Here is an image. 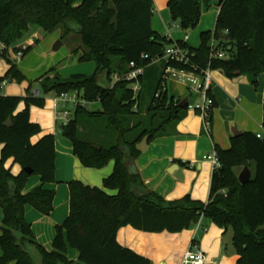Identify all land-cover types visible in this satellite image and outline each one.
I'll use <instances>...</instances> for the list:
<instances>
[{"label":"trees","instance_id":"1","mask_svg":"<svg viewBox=\"0 0 264 264\" xmlns=\"http://www.w3.org/2000/svg\"><path fill=\"white\" fill-rule=\"evenodd\" d=\"M212 2L220 8L215 29L201 33L200 46L192 48L185 41L153 30L154 0H83L80 5L76 0H0V45H4L0 54L11 65L0 84L26 80L8 50L33 26L47 34L63 29L64 37L79 35L81 48L74 53L79 54L80 63L96 66L92 75L77 74L68 80L46 74L41 78V97L30 90L25 98L0 95V145H4L0 159V208L4 210L0 264H152L118 242L122 228L180 234L202 219L212 221L224 234L232 230L237 264H264V140L256 133L232 137L227 150L215 146L220 167L213 170L207 203L195 201L190 195L167 201L145 189L137 166L128 169L125 165L127 157L135 163L141 157L138 145L145 137L149 136L151 145L159 138L175 136L178 125L187 117L189 107L181 108L182 100L169 95L167 69L200 77L207 70L222 71L230 79L247 75L258 87L264 75V0H169L167 6L172 23L188 33L199 25L202 6L208 10ZM213 40L228 52V58H211ZM172 46L185 50L188 62L165 61ZM32 49L27 47L23 56ZM20 50L16 48L17 53ZM132 63L145 69L139 77L141 89L136 99L127 80L121 79L111 87L100 84L102 71L112 81L115 75L128 74ZM53 71L56 68L50 73ZM74 92L80 94L85 105L74 110L66 125L58 124L61 135L71 141L74 155L84 167L102 169L112 161L116 167L104 180V189L81 181L68 184L70 213L57 226L53 249L47 251L26 219V207L45 217L55 209L56 191L44 186L57 183L56 138L47 135L32 143V138L43 131L31 122L30 110L44 108L50 94L57 97ZM22 102L26 108L16 114ZM95 103L101 110L89 111L86 105ZM211 118L212 113L209 127ZM10 119L12 126L7 127ZM11 158L22 168L17 176L6 168ZM174 163L189 166L180 160ZM246 166L253 177L242 185L237 170ZM33 176H39L42 184L24 194ZM106 190L118 193L109 195ZM69 247L79 252L77 262L69 261Z\"/></svg>","mask_w":264,"mask_h":264},{"label":"crops","instance_id":"2","mask_svg":"<svg viewBox=\"0 0 264 264\" xmlns=\"http://www.w3.org/2000/svg\"><path fill=\"white\" fill-rule=\"evenodd\" d=\"M82 2L83 0H76V5H80ZM168 2L169 0H166V5H168ZM155 21L154 16L152 28L161 34L154 26V23H157ZM32 29L33 27L29 31ZM41 35H43L42 32L36 30L32 37L28 39L27 44L29 45L27 47L31 46L34 48L36 39L40 38ZM167 37L175 41H185L192 48L200 46V36L197 44H195V41L193 42L190 36L173 37L169 35ZM63 46L64 43L62 44ZM1 48L4 49V45L1 44L0 50ZM8 55L18 65L26 80L18 84H0L1 96L25 98L28 95V90L32 94L34 92L40 93L41 78L48 73L50 78L58 75L57 67H50V61L42 64V67L37 68V71L32 72L30 71L32 66L26 64L24 56L20 62H16L12 56L14 55L12 50H8ZM54 68H56V71L50 73ZM10 69L11 65L6 60L0 59V80L6 76ZM224 74L222 71L211 72L213 79L211 97L215 100L217 106L212 110V122L209 130H206L202 117L197 114L198 106L202 105L199 94L196 93V97L189 95L187 98L188 114L184 121L178 125L177 134L172 137L157 139L149 145L147 152H144L136 161L137 169L144 183H146L145 189L147 191L155 192L167 201L184 198L188 194L189 189L177 182L178 178L174 174L168 172L173 165H178L183 175L184 171L189 167L196 166L200 170L206 164L212 166L207 160L208 155L212 154L216 145L223 150L230 148V139L234 137V128H238L243 133L253 132L257 134L264 131V75L260 76L259 85L255 87L250 76L241 75L230 79ZM35 82H38V89H33ZM176 82L186 87L192 94V90H190L191 88L188 85L183 82ZM177 99L182 100L180 97ZM25 108L26 105L22 102L16 114L24 111ZM30 120L32 123L40 125L43 131L32 138L33 144L38 143L47 135H54L56 138L57 183L44 186L46 190L56 191L55 209L49 217H45L32 207H26V219L32 225L37 241L47 251H51L56 237V228L65 222L70 213V189L68 184L72 181H81L87 186L104 189V180L112 175L116 166L115 162L112 161L102 169L86 168L75 157L73 144L64 138L58 129L60 122L57 120L55 95L46 98L44 108L32 107ZM3 148L4 145H0V159ZM174 160L189 163V166L183 168L180 164L174 163ZM6 168L11 170L15 176L22 171L21 166L16 164L13 158L6 162ZM41 184L39 176L31 177L23 191L24 194L32 192L40 187ZM106 193L117 195L118 192L106 190ZM207 195L208 193L202 196V200H205ZM191 196L195 201H198L195 191L192 192ZM3 211L0 208V227H2ZM193 226H195V229ZM191 228H193L194 234L191 232L190 236L184 235ZM191 228L180 234H167L168 232L155 234L138 231L128 226L118 232L117 239L122 246L132 248L136 253L150 259L152 264H181L184 253L190 248L193 241L206 253L207 264H237L239 256L232 242L229 244L225 242L222 229L215 224H210L207 219H202L200 225H192ZM1 235L2 232L0 230ZM1 255L0 251V257ZM79 257L80 254L77 250L68 248L69 261L77 262Z\"/></svg>","mask_w":264,"mask_h":264},{"label":"rangeland","instance_id":"3","mask_svg":"<svg viewBox=\"0 0 264 264\" xmlns=\"http://www.w3.org/2000/svg\"><path fill=\"white\" fill-rule=\"evenodd\" d=\"M165 2L166 0H154L155 3L154 16H155V20L157 21V23H154V26L156 30L160 31L162 35H166V36L170 35L173 37L190 36L192 37L193 42L195 41V44H197V41L199 40V36L201 35V33L207 31H213L215 29V25H216L215 23L220 9L217 7V4L215 2L211 3V7L208 10L205 8V6H202L201 8L202 15L199 25L195 30L188 33L182 31L177 23H172L170 12ZM36 30L42 32L43 35H41L40 38L36 39L35 47L32 49V51L29 54L25 55L24 57L25 59L24 61L26 62V64H30L29 66H32L30 71L32 72L37 71L38 70L37 68H39L40 66L42 67V64L50 61L51 63L50 67H57L58 75H60V77L65 80L70 79L73 75L76 74H85L86 76H89L94 73L96 68L95 64L80 63L79 54L77 55L74 53L75 51H78L79 47L81 46L80 36L73 33L71 34V36L64 37L62 36L63 29H59L51 34H47L40 27L33 26V29L29 31L26 34V36H24L23 39L18 40L13 46L9 48L14 52V55H12L13 57H15V55L17 54L16 48H21L23 46L27 47L29 45L27 44V41L29 38L32 37V34L35 33ZM58 42H61L62 44L64 43V46L61 47L59 51H54V47ZM0 59H4L1 56V54H0ZM21 60H19L18 62H20ZM99 81L103 87H111L114 86L113 84L115 83L114 79H112V81H109L107 79V74L105 71L99 73ZM176 81L177 80L170 78L166 82L170 96H175L177 98L180 97L182 100L187 99L189 95H192L194 97L197 96L196 93L192 91L191 94V92L186 87L182 86ZM14 83L18 84V82H14ZM38 88H39L38 82H35L33 84V89H38ZM50 96L52 97L54 96V94H50L46 96V98ZM86 107L91 112H96L101 110V105L99 103L87 104ZM243 169L244 168H240L237 170L238 176L243 171ZM213 170H214L213 166H211L210 164H206L204 168L200 170L196 166L192 168L189 167L186 171H184L185 178L182 180L177 179V182L183 184L189 189L188 194L186 195L190 194L191 196L192 192L195 191L197 193L198 202L201 201L207 203L210 197L211 177ZM206 193H208L206 199L202 200L201 197L204 196ZM210 224H213V222L210 221ZM194 227L195 226H193V228ZM193 228H191L190 231L186 232L184 235L190 236L191 232L192 234H194L192 231ZM233 236L234 235L232 230H230V232H228L227 234H224L225 242L228 244L231 243Z\"/></svg>","mask_w":264,"mask_h":264},{"label":"built area","instance_id":"4","mask_svg":"<svg viewBox=\"0 0 264 264\" xmlns=\"http://www.w3.org/2000/svg\"><path fill=\"white\" fill-rule=\"evenodd\" d=\"M211 46V58L214 59H225L228 58V52L219 48L217 42L213 40L210 44ZM21 50L15 55L14 60L18 62L23 58L24 50L26 47H21ZM145 57V56H143ZM187 52L177 46H172L167 50V53L164 57L165 61L175 60L179 62H188ZM131 71L123 77H119L115 75L113 79L115 83L120 81L121 79L127 80L132 83V89L135 93V98L137 93L141 89V85L139 83V77L144 74V67H138L137 64H131ZM210 70L204 72L202 77L197 76L194 73H189L187 71H180L176 69H167L165 74V79L168 80L173 78L179 82H183L188 85L190 90L199 94L201 98V104L198 106L197 111H199L200 116L204 121V125L206 130H209V118L211 116L212 110L214 108V99L210 96L213 79L211 76ZM5 83V82H4ZM3 83V84H4ZM114 83V84H115ZM34 96L41 97L40 93L34 92ZM85 100L82 99L79 93H68L62 94L60 96H55V103L57 109V120L60 124L66 125L72 117L74 110L80 106L85 105ZM257 137L259 139L264 140V131L257 133ZM207 160L212 164L213 169L216 170L220 167V161L216 150L212 152V154L208 155ZM201 221L199 222V225ZM206 231V230H205ZM181 264H207V255L200 249L197 243L190 246V248L184 253Z\"/></svg>","mask_w":264,"mask_h":264},{"label":"water","instance_id":"5","mask_svg":"<svg viewBox=\"0 0 264 264\" xmlns=\"http://www.w3.org/2000/svg\"><path fill=\"white\" fill-rule=\"evenodd\" d=\"M62 47V43L58 42L55 47H54V51H59L60 48ZM237 75H240V73H237ZM181 108H186L188 106V100L184 99L180 105ZM7 127H11L12 126V120L10 119L7 123H6ZM233 134L234 137H239L243 135V132L240 131L238 128H234L233 130ZM149 148V136L145 137L144 140L138 145V150L142 153L147 152ZM126 167L128 169H131L132 167L136 166V163L131 161L130 157H127V161L125 163ZM181 168H179L178 165H173L168 172L170 174H174L176 176V178L178 179H184V175L182 174V172L179 170ZM30 173V170H27ZM253 171H251V169L249 168V166H246L243 171L240 173L239 175V181L242 185L248 184L253 177L252 174Z\"/></svg>","mask_w":264,"mask_h":264}]
</instances>
